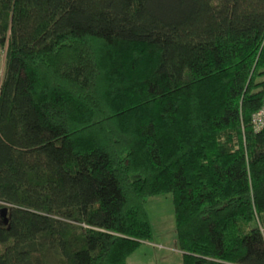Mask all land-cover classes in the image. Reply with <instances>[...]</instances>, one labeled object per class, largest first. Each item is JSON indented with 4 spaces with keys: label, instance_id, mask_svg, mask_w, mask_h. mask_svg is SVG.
Instances as JSON below:
<instances>
[{
    "label": "trees",
    "instance_id": "1",
    "mask_svg": "<svg viewBox=\"0 0 264 264\" xmlns=\"http://www.w3.org/2000/svg\"><path fill=\"white\" fill-rule=\"evenodd\" d=\"M0 264H127L170 195L182 264H264V0H0Z\"/></svg>",
    "mask_w": 264,
    "mask_h": 264
},
{
    "label": "rangeland",
    "instance_id": "2",
    "mask_svg": "<svg viewBox=\"0 0 264 264\" xmlns=\"http://www.w3.org/2000/svg\"><path fill=\"white\" fill-rule=\"evenodd\" d=\"M3 57H0V68ZM146 211L152 229L150 245H142L129 264H182L174 230L172 198L164 195L149 199Z\"/></svg>",
    "mask_w": 264,
    "mask_h": 264
},
{
    "label": "built area",
    "instance_id": "3",
    "mask_svg": "<svg viewBox=\"0 0 264 264\" xmlns=\"http://www.w3.org/2000/svg\"><path fill=\"white\" fill-rule=\"evenodd\" d=\"M264 122V108L254 117V127L258 130Z\"/></svg>",
    "mask_w": 264,
    "mask_h": 264
},
{
    "label": "water",
    "instance_id": "4",
    "mask_svg": "<svg viewBox=\"0 0 264 264\" xmlns=\"http://www.w3.org/2000/svg\"><path fill=\"white\" fill-rule=\"evenodd\" d=\"M6 214H7V209L6 208L0 209V217H1V219H2L4 224L7 223Z\"/></svg>",
    "mask_w": 264,
    "mask_h": 264
},
{
    "label": "crops",
    "instance_id": "5",
    "mask_svg": "<svg viewBox=\"0 0 264 264\" xmlns=\"http://www.w3.org/2000/svg\"><path fill=\"white\" fill-rule=\"evenodd\" d=\"M144 244H147V245L149 246V245H150V242H143V243L140 244V247H141L142 245H144ZM140 247H139V248H140ZM139 248H138L137 250H139ZM137 250H136V251H137ZM136 251H135V252H134V253L128 258V260H129L130 258H132V257L135 255ZM128 260H127V264H129V263H128Z\"/></svg>",
    "mask_w": 264,
    "mask_h": 264
}]
</instances>
